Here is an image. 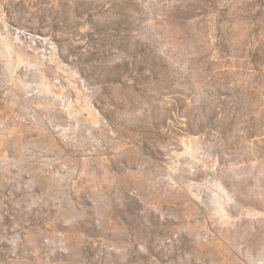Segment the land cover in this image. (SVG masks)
Returning a JSON list of instances; mask_svg holds the SVG:
<instances>
[{
    "label": "rangeland",
    "instance_id": "1",
    "mask_svg": "<svg viewBox=\"0 0 264 264\" xmlns=\"http://www.w3.org/2000/svg\"><path fill=\"white\" fill-rule=\"evenodd\" d=\"M0 264H264V0H0Z\"/></svg>",
    "mask_w": 264,
    "mask_h": 264
}]
</instances>
